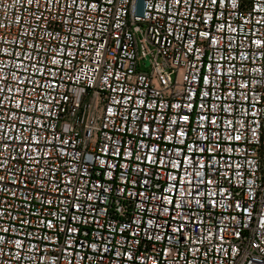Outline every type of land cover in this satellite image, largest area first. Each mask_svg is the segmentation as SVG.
I'll use <instances>...</instances> for the list:
<instances>
[{
	"label": "built area",
	"instance_id": "2783aa9c",
	"mask_svg": "<svg viewBox=\"0 0 264 264\" xmlns=\"http://www.w3.org/2000/svg\"><path fill=\"white\" fill-rule=\"evenodd\" d=\"M262 36L264 0H0V264H264Z\"/></svg>",
	"mask_w": 264,
	"mask_h": 264
},
{
	"label": "snow or ice",
	"instance_id": "6c2138e0",
	"mask_svg": "<svg viewBox=\"0 0 264 264\" xmlns=\"http://www.w3.org/2000/svg\"><path fill=\"white\" fill-rule=\"evenodd\" d=\"M218 2H226V0H211V3H213V4H216V3H218ZM234 2H235V0H234ZM29 3L31 4L32 3V0H29ZM176 3H179V0H176ZM205 35H207L206 33H205ZM252 43H254V44H256L258 47H260V48H264V36H262L259 40H255V41H252ZM29 47H33L32 45H29ZM21 66H23V67H27V66H25V65H21ZM33 67H34V65H33ZM0 78H2V77H0ZM194 79H195V77H194ZM203 79H204V82H205V86L206 87H210V85H211V78L210 77H203ZM260 85L261 86H264V80H261L260 81ZM55 86V85H54ZM0 91H2V90H0ZM208 93L207 92H205L204 93V95L206 96ZM19 101H18V106H19ZM194 104H195V100L191 97V95L189 96V103H188V107L191 109L193 106H194ZM201 119H203L204 117L203 116H201L200 117ZM179 119L180 120H182V121H188V117L185 115V116H180L179 117ZM145 131H148V132H150L151 130L150 129H145ZM173 132H174V134H175V130H173ZM253 135H255V132H253ZM11 139V138H10ZM236 139L237 140H239L240 139V137L239 136H237L236 137ZM190 149L192 148V146L191 145H189L188 146ZM159 155V154H158ZM149 159H152L151 157H149ZM168 159V162H173L172 161V158L171 157H168L167 158ZM183 159H187V157H183ZM162 199H163V197H162ZM48 226H49V228H54L55 227V225H54V223H52L51 221H49L48 222ZM5 231H7V230H5ZM67 231H69V232H72V231H74V229H67ZM19 241H17V244L19 245Z\"/></svg>",
	"mask_w": 264,
	"mask_h": 264
},
{
	"label": "rangeland",
	"instance_id": "374dc122",
	"mask_svg": "<svg viewBox=\"0 0 264 264\" xmlns=\"http://www.w3.org/2000/svg\"><path fill=\"white\" fill-rule=\"evenodd\" d=\"M149 67H146L144 65H141L140 70L142 71H148Z\"/></svg>",
	"mask_w": 264,
	"mask_h": 264
}]
</instances>
